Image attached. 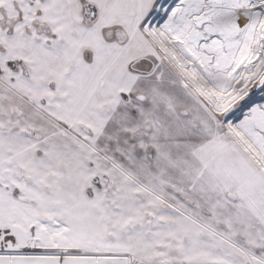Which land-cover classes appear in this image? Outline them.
Returning <instances> with one entry per match:
<instances>
[{"label":"snow or ice","instance_id":"1","mask_svg":"<svg viewBox=\"0 0 264 264\" xmlns=\"http://www.w3.org/2000/svg\"><path fill=\"white\" fill-rule=\"evenodd\" d=\"M0 264H264V0H0Z\"/></svg>","mask_w":264,"mask_h":264}]
</instances>
